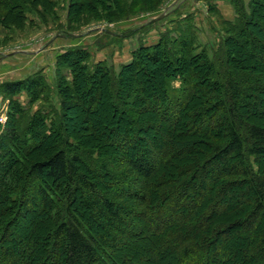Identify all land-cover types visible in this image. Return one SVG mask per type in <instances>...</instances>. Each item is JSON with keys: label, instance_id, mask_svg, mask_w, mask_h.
<instances>
[{"label": "trees", "instance_id": "16d2710c", "mask_svg": "<svg viewBox=\"0 0 264 264\" xmlns=\"http://www.w3.org/2000/svg\"><path fill=\"white\" fill-rule=\"evenodd\" d=\"M65 1L70 29L161 2ZM229 1L236 17L210 53L196 52L188 27L141 45L119 73L88 66L80 47L59 54L53 115H28L15 99L46 94L43 72L0 84L9 100L0 123V264H264V0ZM58 7L0 0V27L21 29L31 16L57 22ZM143 73L157 76L154 89ZM80 109L96 117L85 135L71 116ZM101 111L126 115L114 137ZM152 131L159 137L144 145ZM234 241L238 250L225 253Z\"/></svg>", "mask_w": 264, "mask_h": 264}, {"label": "rangeland", "instance_id": "374dc122", "mask_svg": "<svg viewBox=\"0 0 264 264\" xmlns=\"http://www.w3.org/2000/svg\"><path fill=\"white\" fill-rule=\"evenodd\" d=\"M57 1L59 5L57 12L60 17L57 22L53 23L49 21L48 25H45L36 16H31L32 19L35 18V22L32 24L28 21L21 29H3L0 27V84L5 81L22 80L20 77L27 78L40 72H43L42 74L46 80L47 92L40 99L31 101L26 93L15 98L23 106L28 115H33L37 111L49 115H53L52 110L60 112L61 98L57 90L55 73L50 72V74H46L42 67L47 68L51 66L46 65L48 58L52 64L55 59L53 54L55 52L54 49H57L63 43L68 44L70 42L72 46L61 48L60 51L62 52L60 54L71 48L80 47L90 55L86 61L88 66L93 67L98 63H104L105 66L112 67L116 73H119L121 66L132 60L133 52L137 51L141 45L151 46L157 43L164 34L170 33L171 35H176L188 27L191 28L195 35L196 52H200L204 48L209 53L215 51L221 39L227 36L228 28L225 23L233 21L236 17V10L229 0H161L156 10L144 9L134 11L131 15H123V18L118 21L105 19L99 21L89 17L87 22L84 21L79 26L73 24V28L70 29L67 23V1ZM139 1L145 2V0ZM243 1L246 4L249 2V0ZM260 20L264 23V16ZM75 35H80L78 38L80 40L74 41L73 38ZM59 36H64L63 38H65L66 42H62L59 45H52L57 39H60ZM94 41H96V46L92 44ZM86 42L91 44L85 45ZM56 43L59 42L57 41ZM109 45L113 46V54L107 53L105 49L102 51V58L97 55L102 48H107ZM91 46L97 48L98 51L96 54L93 52L94 50ZM27 50L36 51L35 53H39L40 55L44 53L42 55L45 56V60L47 59V61L42 59V55L31 59L32 64H35L33 66L35 68L31 73H24L26 70H29L28 67H24L26 64H24L25 60H23L22 55ZM60 51H56L57 57ZM16 66L23 67L19 71ZM64 73H66L68 78H71V75L65 70ZM144 75L143 73L139 80L144 82L146 89H154L156 82H158L157 76L152 74L150 77H145ZM172 83L174 87L181 85L179 79L172 81ZM92 88L93 85L89 84L86 90L81 92V95L86 94V91ZM8 108L9 100L0 93V119L4 118V123H1L2 125L7 122ZM100 113L104 117V122L101 123L102 126H107L109 128V134L113 137L115 136V130L113 128H116L118 125L124 126L125 122H127L126 115L124 116V114L119 112L101 111ZM71 116L79 118L81 122V129L78 131L79 135H85L83 132L87 133L90 130L89 127L94 124L96 119V117L92 118V116L86 115L82 109L71 113ZM2 130L6 132L4 127ZM10 135L12 134L9 133ZM142 137L144 138V145H147L151 140L156 141L155 138L159 137V135L155 131H152L149 134H142ZM92 139L96 140V136H92ZM82 144L84 146L87 145L85 141ZM47 150L44 146L42 151L46 153ZM226 203L231 206L235 205L233 199H228ZM31 208L37 209L34 206ZM24 217L30 219L26 214L23 215L20 226L22 230L29 228L27 225L28 221ZM16 231L17 233H22V231L16 229L12 230V232ZM234 250H238V245L235 241L224 247L225 253L229 251L234 252ZM138 257L139 253H136L134 258ZM235 262L233 264H241L239 258Z\"/></svg>", "mask_w": 264, "mask_h": 264}, {"label": "crops", "instance_id": "0c3cea01", "mask_svg": "<svg viewBox=\"0 0 264 264\" xmlns=\"http://www.w3.org/2000/svg\"><path fill=\"white\" fill-rule=\"evenodd\" d=\"M99 34V33H98ZM74 36V35H73ZM64 36H62V37H60L59 36V38L60 39H57L54 43H52V45H59V44H61L62 42H66V40H65V38H63ZM80 37V35H75V37L73 38V40L75 41V40H80V39H78ZM59 42V43H56V42ZM95 42L96 41H94V43H92V44H94L95 45ZM91 43H88V42H86L85 43V45H90ZM74 45V44H73ZM66 46H72V44L70 43V42H68V44H65V43H63V44H61V45H59L58 46V48L57 49H54L55 50V52H53V54H54V56H55V59H54V61H53V63L51 64V61H50V59L48 58V63L46 64V65H51L50 67H42V69H44V72L46 73V74H50V72H52V73H55V61H56V57H57V53H56V51H60L61 50V48H63V47H66ZM96 46V45H95ZM95 46H91V47H93L92 49L94 50L93 52L96 54L97 53V48L95 47ZM107 50L106 52L107 53H111V54H113V46H111V45H109V46H107V48H102L101 50H100V52H98V56H100L101 58L103 57V54H102V51L103 50ZM109 50V51H108ZM36 51H32V50H27V51H24L23 52V60H25V62H24V64H26L24 67H28V69L29 70H26L24 73H31V71H33L34 70V68L35 67H33V66H35V64H32V60L31 59H33V58H35V57H37V56H41L42 54H44V53H42L41 55L39 54V53H35ZM62 51H60V52H58L59 54L61 53ZM28 58V59H26V58ZM42 57V59H44V57L45 56H41ZM100 58V59H101ZM105 58V57H104ZM45 60V59H44ZM103 60H105V59H103ZM45 61H47V59L45 60ZM19 63H21V62H19ZM23 64V65H24ZM44 65V64H43ZM45 65V66H46ZM41 66H42V64H41ZM23 67V66H22ZM21 66H19V67H17L16 66V68H18V70L19 71H21V68H22ZM45 68H46V70H45ZM23 75H27V74H23ZM25 77V76H24ZM21 79H25V78H23V77H20Z\"/></svg>", "mask_w": 264, "mask_h": 264}, {"label": "built area", "instance_id": "2783aa9c", "mask_svg": "<svg viewBox=\"0 0 264 264\" xmlns=\"http://www.w3.org/2000/svg\"><path fill=\"white\" fill-rule=\"evenodd\" d=\"M0 123H4V118H1L0 119Z\"/></svg>", "mask_w": 264, "mask_h": 264}]
</instances>
